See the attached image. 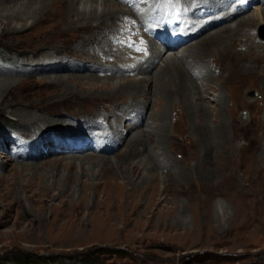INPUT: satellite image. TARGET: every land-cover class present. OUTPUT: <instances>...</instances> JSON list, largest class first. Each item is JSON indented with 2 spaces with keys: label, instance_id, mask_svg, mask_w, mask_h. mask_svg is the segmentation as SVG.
I'll use <instances>...</instances> for the list:
<instances>
[{
  "label": "rangeland",
  "instance_id": "obj_1",
  "mask_svg": "<svg viewBox=\"0 0 264 264\" xmlns=\"http://www.w3.org/2000/svg\"><path fill=\"white\" fill-rule=\"evenodd\" d=\"M63 2L48 0V15L13 33L14 24L0 21V264H15L19 256L30 257L29 264H36L35 258L45 264H81L86 254H94L98 264H264V202L245 194L253 170L247 158L257 155L264 142L261 77L241 82L229 71V56H216L222 74L211 87L222 88L229 103L226 120H210L218 106L208 100L202 99L206 106L192 116L180 100H159L158 106L153 99L142 118L155 115L160 120H140L120 137L109 116L130 103L129 93H110L112 83L119 81L107 80L110 73L69 69L112 59L101 49L105 42L82 45L81 38L92 30L56 25L53 10L62 11ZM115 2L118 8H129L128 0ZM252 12L253 7L243 17ZM213 28L191 41H200ZM133 34L140 38L139 29ZM255 35L264 42V22L257 23ZM150 41L146 37L142 44ZM241 48L232 43L230 53ZM263 61L256 64L262 73ZM158 66L144 74H124L121 84H132L136 75L149 78ZM57 76L64 84L49 81ZM152 87L143 90L152 95ZM204 92L210 99L218 93ZM245 96L255 102L245 103ZM231 99L239 105H232ZM28 113L39 120L30 121L34 118ZM148 127H158V132L151 138L135 135ZM221 129L229 141L227 153L232 151L241 194L228 189L209 197L205 191L212 175L220 181L226 165L225 153L211 140ZM108 139L115 144L106 145ZM71 148L88 150L72 154ZM103 156L110 163L100 161ZM135 165L139 172L132 169ZM151 175L155 179L149 182Z\"/></svg>",
  "mask_w": 264,
  "mask_h": 264
},
{
  "label": "bare ground",
  "instance_id": "obj_2",
  "mask_svg": "<svg viewBox=\"0 0 264 264\" xmlns=\"http://www.w3.org/2000/svg\"><path fill=\"white\" fill-rule=\"evenodd\" d=\"M19 1L21 2V0H0L1 6L3 4V7L7 6L6 8L2 7V9H0V21H5L6 24H14V29L10 31L11 33H13L14 30L27 28V26L29 27V21H31L30 23L32 25L39 21L41 17L49 14L48 0H22L21 3H19ZM116 1L122 4V0L121 2L120 0ZM132 2V4L129 3L127 5L129 8L123 9V7H117L118 4H116L115 0H64L62 11L59 9L57 11L53 10V13L56 14L55 16L57 17L55 18L57 26L67 24L70 29L77 32L92 30L90 36H83L81 38L82 45L86 46L98 40L107 44V46L101 49L104 50L103 53L106 55L104 56L112 59V62L98 61L99 64L94 63L93 65L87 66L73 65L69 69L75 71L86 70L87 73L90 71L91 74H93V72L102 73V71L108 74L110 73V77L107 75L105 76L108 78L107 80H119L118 82L112 83L113 85L109 89L110 93L112 95L125 94L124 92L129 93V98L126 100H129L130 103L124 107L121 106L117 112H112L113 114L109 116V119L115 121L112 122L110 120L109 124L115 129L116 135L121 134L120 137H122L124 136L123 134H128L140 123V120H160V118L155 115L149 116L146 119L142 118L145 109L148 108L150 101L153 99L154 103H158L159 100L166 101L167 103L170 101L178 102V100H180L192 116H196L198 112L200 113V111H203L202 109L205 104L202 103L201 100H208V103H214V106H218V109L213 112V114H215L210 120H216L217 117H219L218 120H226L224 118V110L228 108L229 103L225 100L222 88L219 87L218 89H214L211 87V84H214L217 77L222 74V63L219 62L216 56L220 57L224 54L227 57L229 56L228 60L231 62V66L228 67L229 71L236 75L241 82H249L253 76H259L261 77L264 87V73L257 71L258 66L256 65L259 60H264V42L255 37V27L257 23L264 22V0H132ZM143 2V6L141 5L142 9H136L137 4L140 6ZM134 4H136V6H134ZM158 4L159 8L157 10L156 7ZM170 5L172 9L166 8ZM252 7V14L244 18L243 16L246 15V12ZM151 8L157 11L152 12V10H150ZM200 9H203V11L197 14ZM178 14L181 15V18H179L177 31L182 36V39L176 45H168L167 43L159 45L156 41L151 39L149 45L140 44V46H148L146 53H141L136 50L134 47L135 40L138 43L144 42L146 37L150 38L153 31L162 25L165 17L167 18L172 15L178 16ZM194 14L196 15L193 16ZM52 18L54 17L52 16ZM118 24L119 26H117ZM212 27L215 28L207 32L203 39L198 42L194 41L195 43L191 41L196 37L198 39L200 35L204 34V32ZM138 29L140 31V38H137L133 34V31ZM189 31H192V33H189ZM98 32L104 33L101 37H96V33ZM160 36H162L163 40L168 37L167 34L162 33H160ZM108 41H112L113 44L111 43V45H108ZM235 42L238 43L239 47L242 46L243 49H238L240 51L237 50V53L231 54L230 48L232 43ZM180 46H184V48L175 50ZM189 49L192 51L190 57L188 56L190 55ZM244 52L247 53L244 54ZM130 55L133 56L131 57ZM146 60H150L151 62L146 63ZM143 63H146L144 67L142 66ZM37 64L41 63L39 62ZM157 64L159 66L151 77L138 76L137 78L136 75V79L134 78L133 81L131 80L130 82L132 84H125L128 80L121 84V81L126 78L124 74H144ZM49 65L51 67H59L58 64L53 62H50ZM60 70L63 71V69H48L46 72H56ZM42 73H45V71ZM63 79L64 78L57 76L49 79V81L53 84H61L63 83L62 81H64ZM244 83H242L241 86H243ZM152 84L154 87L153 94L148 95V91L146 92L143 89H146V86ZM61 86L59 85V87ZM137 86H142V88L139 92L137 91L138 93H134ZM10 88L11 87L5 88V91L8 92ZM204 90L207 92L214 90L218 93L210 99L208 93L206 92L207 94H205ZM227 92L229 93V90ZM175 96L176 98H174ZM236 98L237 97L233 98L235 102L237 100ZM244 98L243 101L245 103L252 104L255 102L254 100L247 99L246 96ZM261 98L264 100V92ZM235 102L231 99V104L234 106L239 105L240 101H238L237 104H235ZM207 106L210 105L207 104ZM214 106L209 108L212 109ZM231 112H234V110ZM13 114H18V112L14 111ZM27 115L34 118V120L30 121L39 120L38 115H36L37 117L31 113ZM243 115H241V118ZM165 116L166 113L163 114V118H165ZM262 117L264 120V112ZM243 120H246V118ZM117 123H121V126L116 127L118 126ZM121 130L124 131L121 132ZM157 132L158 127H148L144 130H140V132H137L135 135L139 139L151 138V136ZM104 137L106 138L105 134L102 135L103 139ZM111 140L108 139L106 145H114L115 140ZM211 140H214L212 143L218 146L219 152L225 153L226 165L223 167V175L220 177V181L216 182L217 180H214L215 175H212L213 181L209 183L210 185L207 187L205 193L209 197H213L216 194H226L224 191L229 189L230 192L233 191L241 194L234 171V163L231 160L232 151L230 150V152L227 153V148L230 146L228 144V138L226 139L224 135L223 129L220 130L219 136L215 134L212 135ZM80 141H82L83 144L85 142L84 140ZM63 142H65V139H63ZM160 143L161 142H159V145ZM259 149L260 152L257 155H252L247 158L253 170L249 175L251 180L247 185L249 190H247L245 194L251 195L253 193L251 197L259 199V202H264L263 141ZM85 150H88V148H71L70 152L76 154ZM91 150L98 152L96 149ZM17 159L21 158L17 157ZM25 159L31 160L32 158L26 156ZM99 160L110 163L111 159L103 156ZM10 161L12 162L13 160L10 159ZM23 166L30 167V163L29 165ZM143 167H145L144 164ZM22 168L23 167H21V170ZM132 169L135 172H139V167L136 165ZM65 179L71 181V179ZM149 179V182H151V180L153 181L155 178L151 175ZM242 186L244 187V185ZM47 191H49V189H47Z\"/></svg>",
  "mask_w": 264,
  "mask_h": 264
},
{
  "label": "trees",
  "instance_id": "obj_3",
  "mask_svg": "<svg viewBox=\"0 0 264 264\" xmlns=\"http://www.w3.org/2000/svg\"><path fill=\"white\" fill-rule=\"evenodd\" d=\"M29 258L28 256H19L17 257L14 262L15 264H29ZM97 259L94 257V254H86L85 256H82L80 259L81 264H98ZM36 264H45L44 261H41L39 258H35Z\"/></svg>",
  "mask_w": 264,
  "mask_h": 264
}]
</instances>
